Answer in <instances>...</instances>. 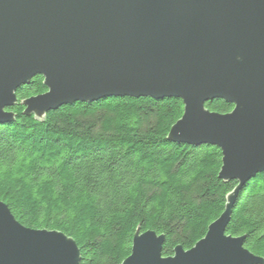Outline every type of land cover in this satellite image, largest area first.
Masks as SVG:
<instances>
[{"label":"water","instance_id":"1","mask_svg":"<svg viewBox=\"0 0 264 264\" xmlns=\"http://www.w3.org/2000/svg\"><path fill=\"white\" fill-rule=\"evenodd\" d=\"M35 77L47 91L26 116L110 97L174 98L182 118L168 140L222 152L219 180L236 181L205 237L163 257L165 235L138 228L122 264H264L227 234L241 191L264 172V0H0V126ZM233 105L227 114L207 103ZM59 231L20 224L0 202V264H81Z\"/></svg>","mask_w":264,"mask_h":264},{"label":"trees","instance_id":"2","mask_svg":"<svg viewBox=\"0 0 264 264\" xmlns=\"http://www.w3.org/2000/svg\"><path fill=\"white\" fill-rule=\"evenodd\" d=\"M42 77L16 93L15 115L0 126V202L23 226L59 231L78 245L81 264H122L133 238L166 236L163 257L202 240L238 185L219 180L222 152L168 140L183 116L174 98L110 97L26 116L21 102L44 94ZM206 107L227 114L233 105ZM227 234L264 258V172L241 191Z\"/></svg>","mask_w":264,"mask_h":264}]
</instances>
